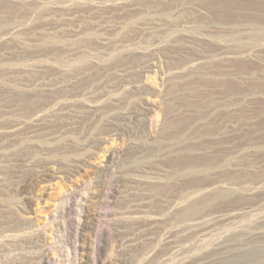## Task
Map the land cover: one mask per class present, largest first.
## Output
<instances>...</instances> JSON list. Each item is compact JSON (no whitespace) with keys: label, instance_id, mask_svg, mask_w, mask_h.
Wrapping results in <instances>:
<instances>
[{"label":"rangeland","instance_id":"1","mask_svg":"<svg viewBox=\"0 0 264 264\" xmlns=\"http://www.w3.org/2000/svg\"><path fill=\"white\" fill-rule=\"evenodd\" d=\"M40 256L264 264V0H0V264Z\"/></svg>","mask_w":264,"mask_h":264},{"label":"bare ground","instance_id":"2","mask_svg":"<svg viewBox=\"0 0 264 264\" xmlns=\"http://www.w3.org/2000/svg\"><path fill=\"white\" fill-rule=\"evenodd\" d=\"M142 69H143V72L145 73V72H147L149 67L148 66L147 67H143ZM70 107L75 108V109H73V111H76V109H80V107H82V106H80V105H71ZM147 110H148L147 109V104L144 103V102H141V104H139L138 106H135L130 112H128V114H129L128 116H126V117H116L115 116V117L110 118L108 124H106L103 127V133H105V134L118 133L119 131H121V129H122L123 125H124V123H122L123 121L124 122L125 121H129L130 119L138 120L139 118H141L145 114V112ZM97 145H99V143L93 144V146H97ZM75 163H80V162H75ZM76 167H77V164H74V165H71V168H67L65 170L68 173H71V172L75 171ZM125 225L126 224H118V225H116V227H121V229H122V228L126 227ZM122 238L124 239V235H123ZM129 242H130V240H125L124 244H127L126 246H128V245L131 246V244ZM44 261H45V257L44 256H40L39 258H26V257H24V258H19V259L13 261L10 264H43Z\"/></svg>","mask_w":264,"mask_h":264}]
</instances>
